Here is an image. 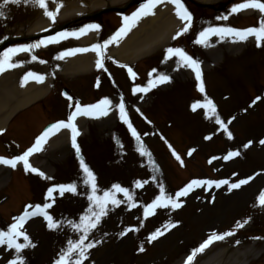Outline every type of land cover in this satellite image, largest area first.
<instances>
[{"label":"rangeland","instance_id":"rangeland-1","mask_svg":"<svg viewBox=\"0 0 264 264\" xmlns=\"http://www.w3.org/2000/svg\"><path fill=\"white\" fill-rule=\"evenodd\" d=\"M67 1L68 0H46L48 10L51 11L54 9L52 11L56 13V21L60 13L62 11L65 12L66 8H69ZM106 1L107 0H104L105 3ZM55 2L56 4L53 6L52 4ZM211 2L215 3L218 1L212 0L210 3ZM2 3L3 0H0V4ZM61 3H65V5L61 7ZM36 6L38 7L37 10ZM84 10L85 9L82 10L80 8V11ZM0 11L4 13L3 16H0V40L9 35L28 33V30H32L31 28L36 27L40 18L43 19V22H47L46 24H48L49 27L54 24L53 20L43 15L44 9L36 5L34 0H28V3H24L23 0L19 4L9 3L3 8H0ZM112 16L113 15L109 16L112 19V22H109L110 27L115 25ZM228 16L229 14L226 13V10L215 15L216 20L211 14L207 15V18L212 17L214 21L208 18L209 20L205 25L213 23H217L218 25H245L251 23L253 20V16H235L229 20H220V18ZM43 17H46V19ZM199 28L200 27H198V29ZM74 32H76V30L68 31V33ZM220 50H227L226 46H222ZM31 51H34V49ZM223 53L224 56L231 59L227 61V74L229 78H233L236 82L229 83L227 79H222L220 84L219 77L216 74L210 75L209 72L206 74H209L208 82H212V88L214 89L212 93L216 97L227 94L230 95L228 99L219 101V104H221L219 105L221 110L219 119L224 121L228 117L234 116V113L239 108H244L246 106L245 99H247L248 102H253L255 100L249 99L252 95L260 97V88L264 86V46L259 51L258 55L260 56L258 57L248 55V57L237 56L238 58L235 59L231 52L226 53L224 51ZM22 54L23 53H19L16 55L22 57ZM32 56L31 52H27V55L22 57V63L15 62L17 65L19 64L18 66H21L17 70L22 69L23 65H26L27 60H33ZM158 56L159 54L152 57L151 64L157 60ZM203 56L206 59L209 57L206 54ZM14 57L15 55L12 57V60ZM44 58L47 60V57ZM32 63L33 62L28 65L31 66L33 65ZM220 63L221 61L219 64ZM143 65H145L144 60L139 63L138 67H142ZM215 69L217 68L215 67L214 70ZM119 74L123 76L122 73L119 72H117L115 76L122 89L124 84ZM182 75L183 73L177 75V81L181 79ZM250 75L253 76L249 79ZM60 77L63 78L60 79L61 81L66 80L68 84H72V87L78 93L82 94V97L85 96L86 100H91L96 97H101V100L105 97L109 98L114 91L116 92L117 90V86H114L108 80V86H102V88L93 91L90 88V81L93 77L91 74L87 75V78L85 75L66 79L65 74ZM240 78H242V81ZM86 79L89 81L88 84L85 83L87 81ZM190 86V83L184 86L182 84V87H179L178 90H175L173 93L163 94L162 98H164V100H160L162 106L158 108L153 107V112L149 113L154 123L150 129V144L148 147L149 149L151 147L154 154L158 156L157 158L162 164V170L155 161L156 166L152 165V167H148L146 165L148 170L145 172V175H142L145 171V167L141 165L133 147L124 138L121 139L120 143L113 144L112 146L100 142L104 141V139L108 138L110 135V125H114V118L112 116L109 120L100 123V125L93 124L91 126L93 127L97 140L95 142V138L89 137L87 139L88 146H84L86 150H88V148L91 150V154L89 152L90 161L86 167L95 178L93 182H89V177L84 172L83 168H72V161H67V159L70 158V154H64L62 150H49L43 154L42 157H39V159L36 158L34 161L38 165L41 163L39 160L44 159L45 164L43 163L41 167L45 173L51 171V174L57 176V180L67 182L74 186L78 185V193L75 192L68 195L70 197L69 200L63 198L62 205L67 208L62 207L59 209L61 200L53 207V220H57L55 221L57 227L54 230L50 229L46 231L45 222L41 219L31 220L24 228L20 229V231L26 233L30 239L35 238V243L32 244L34 247H25L21 250L19 255H16L17 253L15 252L12 254L9 250H6L7 246L1 247L0 264H8V258L10 256L19 257L23 263L29 262V264H52L51 261L56 255H58L56 256L57 260L60 259V256L68 248L67 240L71 238V236L65 238L60 234L58 238L56 236L57 229L68 230L72 235L78 233V230L73 228L72 224H79L80 217L85 216L82 210L84 195L93 193L92 183L96 186L94 193L96 196L103 197L105 192H111L115 199L118 197H121V199H117L120 201L119 205H117L118 207H113L114 205L112 204L107 206L106 217H103L99 222L102 232L98 233L94 241L95 246L105 243L100 248L97 247L95 251H92L93 249L88 250L85 253L86 259H83L81 264H171L185 252L189 251L192 244L197 245L198 241L203 237H210L213 233L224 234L226 232H232L233 234L229 236L230 238H226V240L222 242L219 241L220 243L218 244L220 245L214 246L204 257H209V254L214 253L217 249L225 247L226 245L234 250L237 247H240L239 249L244 248L242 246L246 245V240H244L242 244L240 241V238L244 236L242 234L244 232L239 231L238 228L236 229L234 226L240 217L248 211L249 204L251 203L252 205L255 203V197L259 189L264 187V146L260 148L252 147V152L250 150L248 153H244L242 156L237 157L238 160L233 159L232 161H224V159H222L223 155H219L222 153L220 151L223 149H218V147L221 146L223 141L230 140L229 134L225 133V135L222 136L218 134L219 132L215 131V129H209V122H213L212 119L202 122L201 125H196L194 121L182 115L183 108L188 102L189 96H196L191 91ZM240 89H242V92L239 91ZM167 90L168 88H165V90L161 92ZM236 96L238 100L235 101L234 98ZM146 105L148 108L150 103ZM254 106L256 109L255 114L240 118L237 126L240 128L242 123H244L243 125L245 127L255 126L257 128L256 132L251 130L246 134L241 130L240 138L236 137L235 132L230 133L233 144L249 138V136H251L249 134L262 132L264 130V98ZM53 112L54 111H51L48 115L43 113L42 115L36 114L34 110L26 111V115H21L22 117L16 120L15 127L12 128V132L10 131L9 134L11 136L17 135L21 145H26L43 124L58 116ZM217 117H215V119ZM166 122H171L172 126H166ZM20 123L22 125L21 129L18 125ZM99 126L100 129L98 128ZM204 127L205 130L203 129ZM102 128L104 130H101ZM140 129H144L141 124ZM156 130H159L164 135L165 139L174 142V145H176L177 148L179 147L181 152L184 151L185 147L188 145L196 149L195 155L188 161L191 162L190 166L185 169H180L174 165L173 168L169 166L170 161L168 157L162 155L163 150L159 151L161 147H163V143L160 141V137ZM204 135H212L213 137L209 141L204 142L201 140ZM191 139L194 141H191ZM5 150L6 148L4 149L0 145V153H4V155L8 156L13 154V152H11L12 149H10L7 154ZM204 151H208L209 158L214 160L211 168L202 165ZM181 152V158L184 159ZM242 159H245V162L242 161ZM242 163L244 164L241 165ZM220 166L221 171H224L222 175H226L231 171L235 172L240 170L241 167H244L242 173H239V177L231 182V184L238 183L240 180L252 181L240 188H234L230 191L228 188L226 191L221 189L220 191H215V193L206 196H203L200 192H190L182 198L181 196L180 198H174L173 189L176 187L178 189L183 181L192 176H197L202 181L214 180V178H211L213 175L212 173L215 174ZM256 168L260 169L258 170L259 174L251 177L250 174H252L254 171L253 169ZM0 174L7 178L9 176L2 172ZM242 174L244 175L241 176ZM137 175H139L138 181L142 183V187H136V182L134 181L138 177ZM15 178L18 179V182L16 181L17 184L12 181L8 183L7 180V183L0 186V231H7L10 226L7 219L12 213L16 214L18 211L26 209V206L44 204L43 202L47 201V194L41 191L45 183L39 181L37 178L31 177L28 180L30 183L28 191L25 193L21 192L20 195L18 194L19 196H13L11 202L5 203L3 199H5L6 196H12L11 193L15 192L17 186L19 188L22 182L26 184V180L21 178L18 174L15 175ZM79 183L83 185L81 189ZM113 185H119L122 188L128 189L132 197V203L128 202V199L123 193H116ZM161 187L163 188L166 198L171 197L177 200L181 206L179 208H173L171 205L168 207H157L153 210L152 215L144 218L139 201L143 202L145 206L153 203L155 198L161 194ZM30 191H33L32 196L30 195ZM124 199H126L125 203H123ZM182 200L185 202L183 203ZM24 202L26 203L23 204ZM131 204H135V207H131ZM88 210L89 209H86L87 215L89 214ZM13 214L12 216H14ZM165 225L175 226L165 230ZM127 229L134 230L126 231ZM157 229H160L163 235H159L155 240L149 242L148 238L156 233ZM121 232H126V234L121 236ZM259 233L264 235V230H260ZM16 242L25 243L23 237L17 238ZM141 247H143V251H140ZM262 248L264 251V243L261 244L260 247L257 246L255 250L259 251ZM11 250L14 251V249ZM231 250L232 249H230V251ZM257 256L258 255L255 257ZM78 258V253H74L72 260L74 261ZM205 260L206 258L203 259L200 257L198 262L200 261V263H202ZM257 261L258 263L256 264H264V252Z\"/></svg>","mask_w":264,"mask_h":264},{"label":"snow or ice","instance_id":"snow-or-ice-1","mask_svg":"<svg viewBox=\"0 0 264 264\" xmlns=\"http://www.w3.org/2000/svg\"><path fill=\"white\" fill-rule=\"evenodd\" d=\"M22 0H3V3L0 4V8H3L5 5L11 3V4H19L21 3ZM24 3H28V0H23ZM162 2V0H144V3H142L139 8L131 14V16L124 17V25L107 41L104 42L103 45L99 44H94L91 46L90 49L87 48H80V49H73L70 50L69 52H64L61 53L59 56H57V59H62L65 55H71L74 54L75 52H85V51H94L97 56L96 60V65L97 67H102V63L100 60V57L103 55V48H105L109 43H113L117 41L120 37L125 35L132 27L135 26V23L142 18L143 16L151 15L152 14V9L156 6V4ZM170 3H172L175 6V15L181 20L184 21V27L182 28L181 31H178L176 33V36L173 37L175 39L177 36H180L183 34V32L188 31V28L190 27V23L192 20L191 14L188 12V10L184 7L183 3L181 0H169ZM34 3L38 5L41 9H44V15L48 17L50 20L55 21V15L56 13L53 11H49L47 8L46 0H34ZM245 8H253V9H258L261 14H264V2L262 0H246L245 3L236 5L233 7L232 12L239 11L241 9ZM58 11V8H57ZM4 13L0 11V16H3ZM224 19H227V17H224ZM98 25H86L84 28L79 30V34H85L86 30H95L98 29ZM68 35H73L77 36V33H57V36L54 37H48L47 40H40L37 41L34 44L28 45V46H20L18 48H11V49H6L3 53H0V72H4L8 68H15L18 65L16 63H12V57L16 55L18 52H30L32 49L41 47V46H46L48 43H56L58 42V38H66ZM210 35H217L220 37H224L226 35L228 36H234L236 37L239 41H244L247 40L249 36L255 37V40L257 42V46H261V42L264 41V20H262L259 24V27H250L247 29L243 30H238L230 27H225V28H206L202 32L199 33L197 40L195 43L197 44H204L206 43L208 37ZM168 56L171 55H176L180 58L181 61H183L184 64H186L188 67L192 68V70L196 74V80L198 82L201 81V73L199 70V64L197 61L193 60L191 57L186 55L182 49H173V48H168L167 49ZM166 56V59L168 58ZM32 59L35 60L37 59L36 56H32ZM44 61H41L43 63ZM128 72L130 75H135L131 68L128 69ZM151 75V73L149 74ZM30 78L35 79L36 82H42L43 77L36 75L32 72H28L25 74V76L21 80V86H23ZM169 81V77L167 75H161L158 77L157 82L159 83H165ZM156 84L153 81H149V86L145 88H134L133 92L135 93L136 91H141V92H146L148 91L151 87H155ZM198 90L203 92V85L202 82L198 83L197 85ZM68 99H71V97H68ZM260 99L257 97V100ZM255 103V101H253ZM109 101L107 99L101 100L98 104L95 105H89L85 107H81L79 103L76 104L75 106V112H73L71 115L68 117V121H59L56 124H53L49 126L39 137H37L35 144L32 148H29L27 151L23 153L21 156H17L11 160L4 159L0 157V163L9 165L11 167H16V164L18 161H23L24 163V168L26 171H32V172H38L37 169L32 168L29 163H28V156H30L33 152L39 151L41 148L42 142L45 141L46 137L50 133L53 132L54 129L59 130L60 128H70L72 131V146L74 148H77L75 138L76 135L78 134L76 131L75 126L73 125L72 121L74 117L77 114H84V115H91L93 113V110L100 108V105H108ZM197 107H206L209 111L215 112V106L212 103L211 100H207L206 104L200 105L198 103H194L192 105V110L195 111ZM120 110V117L124 121V123L128 124L129 130L131 131L133 137H135L137 140L139 139V136L137 135L136 131L132 128L131 124L128 122L125 111H124V105L121 104L119 106ZM101 115H106V111H101ZM207 116V113H206ZM216 122L221 125V127H224L222 121H220L219 117L216 118ZM231 121H229L230 123ZM229 138H231V134L229 133ZM206 139H209V137H206ZM250 143V142H249ZM261 143H264V141H261ZM248 145H245L247 147ZM77 151L79 149L77 148ZM175 155V153H173ZM141 155H145L144 151H141ZM239 155L238 152H229L224 159H230L233 156ZM179 159V157H177ZM81 167L83 168L84 172L87 174L89 177V182L94 181V176L93 174L88 170L87 167L81 164ZM43 177V173H38ZM50 179V178H49ZM251 179V178H249ZM247 180H240L238 183H233L229 185V190L234 189V188H239L242 184L247 183ZM201 183H206L209 186H211L213 183L216 184L217 187L220 186V184H227V181H218V182H213V181H198V180H193L191 181L184 189L176 193V197L184 196L187 195L188 191L191 190L193 185H199ZM136 187H142V183L137 181L136 182ZM113 188L116 190V192L123 193L124 196L131 202L132 197L129 194L128 189L122 188L119 185H113ZM92 189L93 193H95L96 186L94 183H92ZM54 191H59L61 195H63L65 192H70V193H75L76 188L74 185H58L55 188H49L47 192V196L50 198L52 197V193ZM89 200L92 201V204L95 206L94 208H89V214L85 216L80 217V223L79 224H72V227L77 229L78 231H82L84 235L80 237V239L76 242L69 241L68 243V248L66 251L63 252V254L60 256V259L56 261V264H81V261L83 259H86L85 253L87 250L91 247H94V244H84V240L86 239L87 233L95 229L96 226L99 224L101 217L105 216L107 214V206L109 204L112 205H119L120 201L115 199L113 193L111 192H105L103 197H98L95 195H90ZM258 201L260 204L264 205V192H261ZM171 205L173 208H179L181 205L180 203L177 202V200L171 198V197H165L163 188L161 187V194L155 198L153 203L147 205L144 209V215L145 217L152 215L153 210L157 207H168ZM131 207H135V204H131ZM51 204L45 203L43 206L41 205H35V206H26V209L24 213H22L19 217L14 218V223L11 224L7 231H0V245H6L8 249H14L15 253L19 254L22 249L25 247H34V245L31 244L29 237L27 236L26 233L20 231V229L23 227L24 222L29 219L31 216H36V215H42L45 221H47V226L50 229H55L57 227V223L53 221L52 217L47 214L45 209L50 208ZM34 208L32 212H29L28 209ZM244 223H247V221H244ZM175 225H165L164 228L167 230L169 227H174ZM237 227H242L243 225L240 222H237ZM134 229H127L126 231H133ZM126 232H121L120 235L123 236L125 235ZM232 232H226L224 234H216L213 233L207 240H205L197 249L193 250L192 255H190L187 258V261L185 264H191V261L193 260L194 256L198 252H202L206 247H208L213 241L216 240H223L226 236L232 235ZM159 235H163V232H161L160 229H157L156 233L152 234L148 239L149 242L152 240H155ZM19 237H23V240L25 243H17L16 240ZM78 250V256L79 258L76 260H72V256L74 253H76ZM143 247H141L140 251H143ZM8 264H23L22 260L17 257L15 259H12L8 262Z\"/></svg>","mask_w":264,"mask_h":264},{"label":"bare ground","instance_id":"bare-ground-1","mask_svg":"<svg viewBox=\"0 0 264 264\" xmlns=\"http://www.w3.org/2000/svg\"><path fill=\"white\" fill-rule=\"evenodd\" d=\"M89 7L92 4L93 6L100 5L99 0L91 1L85 0ZM75 3H71L70 7L75 9ZM72 11V10H71ZM72 14L69 11H65L62 17ZM248 14V13H247ZM177 21L173 18L172 14L169 11L168 7H164L161 10H158L155 15L151 17L142 18L137 24L130 30V32L119 42V45L116 48L112 49L113 56L120 61H130L136 60L143 55L148 54L153 48L159 47L166 43L169 35L173 33ZM46 26V22H43V19H39L36 27L31 28L32 31L42 29ZM94 35H89L88 38L82 39L81 43H86L93 40ZM92 52H86L84 54H78L69 60L70 67L67 69V73H84L91 69L93 61L96 59V55ZM33 87V86H32ZM31 89V88H30ZM27 88L25 94L28 95V101L34 99V97L40 96L43 90L38 94L33 96L30 94L32 91ZM10 114H7V116ZM3 121L0 122L2 124ZM1 127V126H0ZM58 136V135H57ZM55 136L53 139H55ZM52 139L49 141V143ZM59 139L55 142H61ZM5 181L4 177H0V183ZM204 254H207L206 252ZM241 256L240 253H235L234 255L228 256L225 248H219L214 253H212L203 264H212L213 261L221 262L223 259L236 260ZM183 261V260H182ZM181 260L175 262L174 264H180ZM201 264V263H199Z\"/></svg>","mask_w":264,"mask_h":264}]
</instances>
